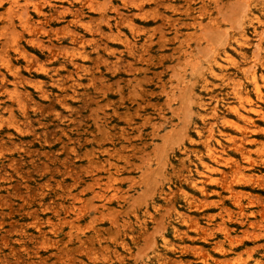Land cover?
Here are the masks:
<instances>
[{"label": "rangeland", "instance_id": "rangeland-1", "mask_svg": "<svg viewBox=\"0 0 264 264\" xmlns=\"http://www.w3.org/2000/svg\"><path fill=\"white\" fill-rule=\"evenodd\" d=\"M262 27L264 0H0V264H264Z\"/></svg>", "mask_w": 264, "mask_h": 264}, {"label": "bare ground", "instance_id": "bare-ground-1", "mask_svg": "<svg viewBox=\"0 0 264 264\" xmlns=\"http://www.w3.org/2000/svg\"><path fill=\"white\" fill-rule=\"evenodd\" d=\"M50 7L52 8H54L56 11H61V8H59V7H61V6H55V5H53L52 3H50ZM34 8H36V7H34ZM63 8V7H62ZM36 10H39V11H37V12H41V10L39 9V8H37ZM55 11V12H56ZM70 12H72V11H70ZM58 13V12H57ZM60 16L61 17H63L64 16V13L63 12H61L60 13ZM74 16H75V14H74ZM78 21L80 20V19H77ZM45 23H48V22H45ZM27 25H28V23H26ZM24 28V27H23ZM264 27H262V29H263ZM46 30V29H45ZM54 31V30H53ZM52 31V32H53ZM49 33H51V31L49 30L48 31ZM57 32L58 31H54L53 32V35L55 36V34H57ZM260 33H262V32H259V34ZM52 36V35H51ZM54 36H53V38H54ZM258 37V36H257ZM71 38H72V41L76 44V45H78V43H79V35L76 33V32H73L72 34H71ZM31 41H30V45L31 46H33V47H37L38 49H40V52L41 53H44V52H51L52 50H51V46H52V41H51V37L49 36V38L46 40V42L47 43H45V42H43V41H38V37H34V36H31V38H29ZM36 41V42H35ZM17 52H18V55H20V57H22V58H26V60H27V62L29 61L28 60V56L30 55H28L27 53L28 52H26L21 46H20V48H18L17 47ZM18 57H16V59H17ZM230 58V57H229ZM29 59H30V57H29ZM71 60V62H73V64H74V66L75 67H77V69H80V68H82V64L81 63H79V62H75V59H70ZM4 62V61H3ZM262 67L264 68V61L262 62ZM241 69H242V67H241ZM40 71H41V73H42V75H45V76H47V75H49V70L45 67V66H41L40 67V69H39ZM244 70V69H243ZM243 70H241V71H243ZM15 71V86L17 85V83L18 82H20V81H22V80H26L25 78H21V76L18 74V71H17V67H16V69L14 70ZM211 71H213V70H211ZM10 72H11V70H10ZM54 72V71H53ZM244 72V71H243ZM253 72H254V70H253ZM13 73V72H12ZM243 74V73H242ZM69 76V75H68ZM244 76H245V74H244ZM216 78V77H215ZM241 80V79H240ZM246 81H249V82H252V83H256V74L255 73H253L249 78H247L246 79ZM77 83H80L79 82V80H77L76 81ZM33 85H37V86H39V87H41V84L40 83H36V82H33ZM60 86L61 87H63L64 86V84H63V82H60ZM2 88H3V85H0V89L2 90ZM232 88V87H231ZM230 88V89H231ZM7 89V88H6ZM246 91V90H245ZM258 91V90H257ZM207 104L206 103H200V106L201 107H204V106H206ZM213 110V109H212ZM214 113V112H213ZM212 113V114H213ZM209 116H211V115H209ZM264 116V115H263ZM222 118V117H221ZM218 128V127H217ZM197 132V131H196ZM196 152V151H195ZM199 154V153H198ZM222 172V171H221ZM233 173V172H232ZM241 174V173H240ZM237 175V174H236ZM238 177H240L239 175H237ZM241 177H242V175H241ZM244 178V177H243ZM235 180V179H234ZM242 181V180H241ZM224 187V186H223ZM202 191V190H201ZM231 191H234L233 189L231 190ZM206 192V191H205ZM163 193H165V191L163 190ZM203 193V192H202ZM173 215H174V218L173 219H171L170 220V227L173 229V231L174 232H176L177 231V229H176V227L173 225L174 224V219L175 218H178V216H179V212H178V210H176V209H174V212H173ZM137 217V216H136ZM137 219H138V217H137ZM162 241H163V244L167 241V238L165 237V236H163L162 237ZM163 244H157V246H156V248H155V250H154V252H153V255L154 256H157V257H159V259H161V257H160V251H161V246L163 245ZM92 256V255H91ZM211 257V256H210ZM89 260H90V258H89ZM98 260V259H97Z\"/></svg>", "mask_w": 264, "mask_h": 264}]
</instances>
